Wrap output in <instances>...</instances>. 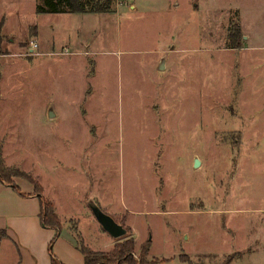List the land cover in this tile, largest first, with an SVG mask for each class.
<instances>
[{
    "label": "rangeland",
    "instance_id": "obj_1",
    "mask_svg": "<svg viewBox=\"0 0 264 264\" xmlns=\"http://www.w3.org/2000/svg\"><path fill=\"white\" fill-rule=\"evenodd\" d=\"M38 2L0 0V169L45 190L77 247L264 264V0ZM90 203L126 235L111 245ZM20 257L0 233V264Z\"/></svg>",
    "mask_w": 264,
    "mask_h": 264
},
{
    "label": "crops",
    "instance_id": "obj_2",
    "mask_svg": "<svg viewBox=\"0 0 264 264\" xmlns=\"http://www.w3.org/2000/svg\"><path fill=\"white\" fill-rule=\"evenodd\" d=\"M6 19L9 20L10 16L7 15ZM0 21V26L4 27V17ZM16 185L19 191L0 180V233L10 237L20 251L21 257L18 264H51L49 243L56 232L54 229L42 226L39 219V196L34 194L32 184L17 180ZM41 195L48 198L45 190ZM58 218L60 226L64 225L59 215ZM62 228L64 227L60 228L52 244L54 257L62 264H84L80 250L71 240L70 229L66 226L65 232ZM103 232L106 233L104 230ZM108 238L112 245L115 238L109 235Z\"/></svg>",
    "mask_w": 264,
    "mask_h": 264
},
{
    "label": "trees",
    "instance_id": "obj_3",
    "mask_svg": "<svg viewBox=\"0 0 264 264\" xmlns=\"http://www.w3.org/2000/svg\"><path fill=\"white\" fill-rule=\"evenodd\" d=\"M112 0H39L37 3L38 13H104V11L109 10L111 7ZM236 44L235 46H238ZM3 168L0 169V180L5 181L13 187V189L19 191L16 184L11 181L13 173L3 172ZM30 182L34 186V194L39 196L40 201V213L39 219L43 227L54 229L55 236L49 243V254L51 257V264H62L58 259H56L52 252V244L54 239L58 236L59 230L61 228L58 217L56 216L52 205L41 195L40 186L30 179ZM144 247L140 254H144ZM80 250L84 264H144V258L136 259L133 255L134 252V240L131 238H126V240L115 243L110 251H92L85 246L80 245L78 247Z\"/></svg>",
    "mask_w": 264,
    "mask_h": 264
},
{
    "label": "water",
    "instance_id": "obj_4",
    "mask_svg": "<svg viewBox=\"0 0 264 264\" xmlns=\"http://www.w3.org/2000/svg\"><path fill=\"white\" fill-rule=\"evenodd\" d=\"M159 68H163L162 64H159ZM49 116L53 117L51 112L48 113ZM199 159L194 158L193 167L199 166ZM90 209L92 210L93 216L102 229L111 237L119 239L126 235L125 228L113 220V218L102 211L95 203H90Z\"/></svg>",
    "mask_w": 264,
    "mask_h": 264
}]
</instances>
